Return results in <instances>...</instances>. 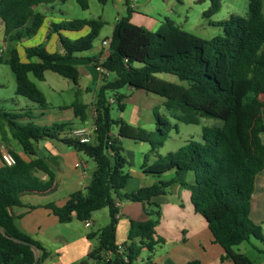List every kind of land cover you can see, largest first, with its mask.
Returning <instances> with one entry per match:
<instances>
[{
	"label": "trees",
	"instance_id": "trees-1",
	"mask_svg": "<svg viewBox=\"0 0 264 264\" xmlns=\"http://www.w3.org/2000/svg\"><path fill=\"white\" fill-rule=\"evenodd\" d=\"M57 0H0V21L4 23L6 49L0 55V63L10 67L16 82L17 96L28 99L42 111L49 108L41 89L30 79L45 80V73L52 71L79 85L77 67L65 61L76 54L90 51L104 22L101 19H66L49 25L47 39L57 34L63 53L50 54L43 45L25 49L27 62H22L17 44L35 36L44 23L45 15L35 11L39 5L54 4ZM66 3L69 0H58ZM106 5L108 0H98ZM88 9V0H77ZM211 7L204 13L210 17L219 9V0H211ZM127 4V3H126ZM264 0H248V15H232L219 22L223 35L211 39L196 36L177 26L169 18L157 31H150L131 22L133 10L126 5V15L114 26L109 42V55L100 62L107 70L103 85L97 94V116L94 141L81 143L71 135L68 123H54L38 127L32 122L20 124L17 120L29 117V112L0 110L14 139L25 154L33 157L29 162L12 152L16 159L13 166L0 167V264H44L51 257L42 244L23 232L15 222L11 208L21 205V197L28 194H44L55 183L54 172L45 159L37 157V144L42 140H58L70 148L85 154L96 164L92 180L84 191L73 193L62 206L51 203L46 206L60 223L74 219L91 220L95 212L107 208L110 221L99 232L89 234L97 238L87 259L77 264H134L143 249L151 255L164 239L156 237V227L161 216L160 207L152 200L165 195L176 179L162 180L168 172L176 175L190 171L194 183L190 186L191 202L195 211L207 221L214 242L219 244L226 259L234 264H254L234 247L251 238L263 239L262 227L251 216L252 196L256 176L264 170V123L260 109L264 104ZM89 33L70 39L62 31ZM89 60L96 65L99 61ZM159 74H172L186 86L161 80ZM112 75V79L110 78ZM130 87L164 98L163 106L169 117L184 124L198 125L201 118L222 121L221 126L202 128V141H188L184 146L166 156L158 149L164 146L171 131L177 128L168 117L153 112L155 130L148 131L113 119L112 106L125 110L124 94L119 91ZM114 99L113 103L109 99ZM81 121L88 118V105L78 98L71 105ZM118 129L113 135V128ZM148 143L150 155L145 157L141 169L158 180L150 187L140 188L130 194L123 193L131 178L126 172L128 161L123 155L122 140ZM150 156L157 160L149 164ZM45 172L48 181L35 177L34 171ZM117 200L145 202L149 206L146 221H130L127 242L123 253L118 252L116 231L119 221ZM40 252V255L37 253ZM126 256L128 262H124ZM188 264H199L198 261Z\"/></svg>",
	"mask_w": 264,
	"mask_h": 264
},
{
	"label": "crops",
	"instance_id": "crops-1",
	"mask_svg": "<svg viewBox=\"0 0 264 264\" xmlns=\"http://www.w3.org/2000/svg\"><path fill=\"white\" fill-rule=\"evenodd\" d=\"M57 3H59L58 0L54 4L50 5H55ZM41 6L43 5L36 6L35 11L43 13L45 15V20L37 34H39L44 28L47 37L49 25L52 22L59 23L63 20H66L67 18L63 17L62 10L58 11L60 13L58 16H49L46 12L49 10L55 11V9L49 5H45L44 10L39 11ZM132 10L133 13L131 15V22L135 25L142 26L154 32L157 31L163 23L156 18L150 17L141 12H137L136 7ZM89 31L90 29L86 27L79 32L62 31V34L67 38L77 39L87 35ZM24 41L25 39L17 44V51L21 61L27 62L25 49L34 46L25 47L23 46ZM104 41L109 42L110 40L104 39L100 48H98L97 52H95L92 57H95L99 62L106 59L109 55V47H105L103 45ZM48 42L49 43L47 46L52 48L55 53H63L57 34H52L49 37ZM0 45L1 55L7 46V43L5 42L3 21H0ZM65 62L77 67L80 73V79L84 72L91 79H95L99 83L103 82V73L100 72L97 65L91 62L87 56L78 53L74 59L67 60ZM88 65L98 72L99 76L97 75V78H95L93 72H90ZM127 89L132 93L136 92L138 94V92H142L140 99L142 102H144V105L140 106V108L143 110V112L137 115L138 117L136 116L137 119L134 121L138 123V127L144 128V112L146 110H151L154 112L155 109H158L157 105L155 104L151 103V105L145 106V103H149L152 100L154 101V97H158L161 98L158 103L163 105V98L154 94H149L143 90H133L130 87H127ZM81 91L82 88L79 80L78 94H80ZM96 100L97 96L90 102V104L84 103L88 105V118L84 122L75 116V113L71 108L73 103L70 106H59L57 111L54 106H50L49 103V108L45 111H42L36 104L32 103L34 106H36V108H34L36 115L34 117L31 116V118H21L17 120V122L20 124H25L31 122L33 119H45L48 114H52V118L49 117L47 119V125L50 123H68L71 125L73 131L74 129L90 125L91 119L94 115V112L96 111ZM260 100L264 104V95L260 96ZM18 105L21 108L17 109L15 112H29V106H26V110L23 108L21 102H18ZM259 114L261 120L264 123V106L260 109ZM6 124L0 125V147L4 145L11 151V153L14 152L27 162L31 161L33 157L25 154L21 145L16 139L13 138L8 124L9 130H6ZM117 133L118 129L115 131V133H113V135H117ZM261 138L264 144V134L261 136ZM49 143L55 149V151H48L47 145L43 146L45 151H39L38 143L37 157L45 159L50 169L54 172L55 183L53 189L44 194L23 195L21 197V205L12 207L10 211L15 216V222L17 226L23 232L30 235L33 239L39 241L44 249L51 254V257L45 260L44 264H77L87 259L88 254L91 252L93 246L97 243V238L95 237L96 242H94L93 239H89V234L96 233L94 228L98 225L100 227L106 226L110 221V213L108 216L106 211H103L105 209L95 212L92 216V219L90 220V226L87 227L85 222L79 221L77 219H74L71 223L62 224L59 222L58 218L46 208V206L51 203L62 206L73 193L84 191L90 184L93 174L96 171L95 162L88 158L85 154L68 147L62 142H60L61 145H54L51 142ZM124 153L125 151H123V155ZM153 158V162H155L157 157L153 156ZM144 162L145 158L140 166L139 172H137L136 175L134 174V176L130 175L131 178L123 193L130 194L139 190L140 188L150 187L158 180L157 178H153L151 175L144 173L143 169H141ZM2 166H4V164L1 160L0 151V167ZM172 172L174 175L167 180L175 178L177 181L171 187H169L173 193H170L169 195L165 194L152 200L159 205L160 209L171 208L173 209L174 213L171 214L170 217H167L164 214L163 220H168V224L165 227L163 234L158 231V226L156 227V237L163 238L164 243L159 245L160 247L163 246V248H161L162 253L158 256V246L156 247L154 253L152 254L154 261H150L151 264H188L194 261H198L199 264H234L231 260L226 259L225 250L219 244L214 242V238L208 228L207 221L203 216L195 211V208L191 202L190 186L195 180L194 173L186 171L180 175H176L174 171ZM34 175L36 178L42 181L49 180V176L45 172L35 170ZM161 179L164 180L163 177ZM116 203L119 208L116 244L117 246H123L128 239L130 221H146L149 218L148 210L150 208L145 202L117 200ZM251 206L252 219L256 224L261 225L263 233L262 240L256 239L264 246V170H262L256 176L255 191L252 196ZM122 234L125 235L124 238H122ZM242 245L243 243L234 247V250L243 253L248 257ZM163 251L165 252L164 255ZM257 251L256 257L259 260H252L251 258L249 259L254 264H264V248L258 249ZM37 254L40 255V252ZM89 264L95 263L93 261H89Z\"/></svg>",
	"mask_w": 264,
	"mask_h": 264
},
{
	"label": "rangeland",
	"instance_id": "rangeland-1",
	"mask_svg": "<svg viewBox=\"0 0 264 264\" xmlns=\"http://www.w3.org/2000/svg\"><path fill=\"white\" fill-rule=\"evenodd\" d=\"M211 4V0H136L134 3L137 12H141L150 17L156 18L163 23L167 18H169L183 30L207 40L218 35H223L222 28L217 25L219 22L228 20L232 15H238L242 17H247L248 15V0H219V9L217 12L210 17H205L204 13L211 7ZM44 6L45 5L41 6L39 11H43ZM49 6L55 9V11L49 10L46 12L49 16H58L60 14L58 11L62 10L63 17L67 19H101L104 22L103 28L101 29L98 37L93 42L92 50L80 53L87 56V58L93 57V54H95L98 48H100L104 39L112 37L116 21L120 17L126 15L125 0H108L106 5L100 4L98 0H88V9H83L78 4L77 0H69L66 3L59 2L55 5ZM48 40L49 39H47L45 30L43 28L39 34L25 39L23 46L28 47L43 45L48 53L54 54L55 51L47 46L49 43ZM89 68L90 72H93L95 78H97V75L99 76L98 72H96L90 66ZM112 77L113 76H110L111 79ZM157 77L161 80L172 82L178 85H187L186 82L180 81L177 76L172 74H159ZM30 79L41 89L50 106H54L56 111L59 109V106H70L77 98L80 102L90 104V102L97 96L100 87L103 85V82L99 83L95 79H91L84 72L80 79V85L82 88L80 94H78V86H76L71 80L65 79L52 71H47L45 73V80L43 82L36 80L32 75H30ZM119 93L124 94L127 98L125 100V110L121 112L118 109V106L114 104L111 110L112 118L118 119L122 117L125 122L132 126L138 127V123H136L134 120L137 119V115L143 112V110L140 108V106L144 105V102H142L140 99L142 92H138V94L136 92L132 93L127 88H123L119 91ZM0 99V110L13 113L17 109L21 108L18 105V102H21L23 108L26 110V106H29L28 111L32 117L36 115L34 112V108H36V106H34L28 99L17 96L15 76L10 67L4 63H0ZM154 99V101L152 100L149 103H145V106L151 105V103L157 105L159 113L168 117L173 125H177V128H174L171 131L164 146L158 149V152L161 156H166L171 152L177 151L190 140L202 141L203 127L222 125V121L207 117L201 118V122L198 125L184 124L182 122L175 121L169 117L165 107L158 103L161 98L154 97ZM143 116L144 129L148 131H154L155 123L153 111L146 110ZM49 117L52 118V114H48L45 119H33L31 122L38 127H49L54 124H46ZM1 124L6 123L0 119V125ZM6 130H9L7 124ZM115 131H117L116 127L113 128L112 133H115ZM49 142L54 145H61L60 142L55 140H42L39 142V151H45L43 147L45 145H47L48 151H55ZM122 147L123 151H125L124 155L128 161V165L125 170L130 175L134 176V174L136 175V173L139 172L144 158L147 155L149 157L151 147L148 143L136 142L130 139H123ZM153 160V156H150L148 163L152 164ZM173 175V172H168L163 175V179L167 180ZM170 193H173L171 188L167 190L166 194L169 195ZM104 209L105 210L103 211H106L107 215L109 216V210L107 208ZM160 212L161 216L159 218L158 231L163 234L164 229L168 224V220H163V216L165 214L167 217H170L174 211L171 208H163L160 209ZM101 228L103 227L98 225L94 229L97 233ZM124 237L125 235L122 234V238ZM93 240L96 242L95 238ZM242 246L243 249H245L248 258H251L252 260H259L256 257L258 252L257 250L264 248L263 244L256 238H251L250 242H244ZM161 248H163V246L160 247L158 245L157 256L162 253ZM164 253L165 252L163 251V255ZM150 261H154L151 253L147 250H142L134 264H151Z\"/></svg>",
	"mask_w": 264,
	"mask_h": 264
},
{
	"label": "built area",
	"instance_id": "built-area-1",
	"mask_svg": "<svg viewBox=\"0 0 264 264\" xmlns=\"http://www.w3.org/2000/svg\"><path fill=\"white\" fill-rule=\"evenodd\" d=\"M135 2H136V0H125V3H127L126 5H128V7H130L131 9L135 8V5H134ZM103 45L105 47H109V42L104 41ZM100 62L97 64L98 69L100 70L101 73L108 74L107 70L100 66ZM109 102L113 103L114 99H112V98L109 99ZM96 116H97V113L95 111L94 115H93V117L91 119L90 125L74 129L72 131L71 135L73 137L77 138L81 143H91V142H93L94 137H95V132L97 130V127L95 125ZM0 151H1V160H2V162H3V164L5 166H9L10 167V166L15 165L16 159H15L14 155L11 153V151L7 147L2 145L0 147ZM116 205H117V203H116ZM118 217H119V215H118ZM85 224H86L87 227L90 226V221L89 220L85 221ZM123 250H124L123 246H118V252L120 254L123 253ZM123 260H124V262H128V259H127L126 256H123ZM110 264H115V263L111 262Z\"/></svg>",
	"mask_w": 264,
	"mask_h": 264
}]
</instances>
